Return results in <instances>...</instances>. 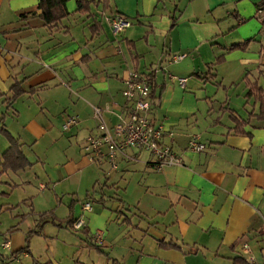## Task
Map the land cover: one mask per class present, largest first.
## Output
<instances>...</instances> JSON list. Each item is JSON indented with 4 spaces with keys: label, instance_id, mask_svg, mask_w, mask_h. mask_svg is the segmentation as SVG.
<instances>
[{
    "label": "crops",
    "instance_id": "obj_1",
    "mask_svg": "<svg viewBox=\"0 0 264 264\" xmlns=\"http://www.w3.org/2000/svg\"><path fill=\"white\" fill-rule=\"evenodd\" d=\"M38 3L0 0V128L32 163L4 166L0 129V213L29 206L7 228L13 252L33 212L60 227L84 218L79 230L108 264H264V118L249 95L251 83L264 89V0H94L85 12L70 0L54 29ZM116 15L132 23L117 34ZM133 73L152 79L150 118L182 165L129 149L113 168L83 152L101 133L96 109L111 130L128 116ZM69 115L79 122L64 130ZM195 136L204 151L188 150Z\"/></svg>",
    "mask_w": 264,
    "mask_h": 264
},
{
    "label": "built area",
    "instance_id": "obj_2",
    "mask_svg": "<svg viewBox=\"0 0 264 264\" xmlns=\"http://www.w3.org/2000/svg\"><path fill=\"white\" fill-rule=\"evenodd\" d=\"M113 32L115 34L124 31L131 26V21L122 16L116 15L108 17ZM186 55H179L176 59H184ZM187 78H180L179 83L184 86ZM123 94L129 102V112L127 117L121 118L111 130L102 119L100 109L95 110V116L100 120L99 135H90L83 144V152L92 161H102L107 159L113 168H117V158L119 154H124L129 149L149 152L156 165L161 168L166 165H182L183 159L178 155L172 146L164 143L163 138L165 129L163 125H155L150 112L153 108L151 96V83L149 77L133 73L126 81V88ZM78 117L69 115L63 125L64 130H70L78 125ZM207 145L200 140L198 136L192 137L188 142V150L199 153L206 149ZM91 201L83 202L85 212L92 211ZM85 225L84 218H80L75 224V229H82ZM103 238V231L99 230L96 234V240ZM8 239L1 246L10 247ZM244 249H249L248 244L243 245ZM256 264V263H253Z\"/></svg>",
    "mask_w": 264,
    "mask_h": 264
},
{
    "label": "rangeland",
    "instance_id": "obj_3",
    "mask_svg": "<svg viewBox=\"0 0 264 264\" xmlns=\"http://www.w3.org/2000/svg\"><path fill=\"white\" fill-rule=\"evenodd\" d=\"M2 117L3 114L0 110V119ZM2 139L4 141V138ZM92 206H94L93 202ZM28 207L25 204L21 205L19 210L23 215L20 216L17 215V212L9 210H3L0 213V264H44L47 262L53 264H108L106 256L99 255V252L91 247L90 240L84 237L85 234L82 230L66 227L65 224L62 227L51 223L44 225L45 219L41 222L40 214L33 212L26 214L25 219L21 222L23 235L17 243L24 244L25 236L30 234L29 251L13 252L14 246L7 228L20 221ZM41 208H44V205L38 202L37 209L41 210ZM43 226L44 228H42ZM8 239L11 243L10 247L1 246ZM84 244H87L88 247Z\"/></svg>",
    "mask_w": 264,
    "mask_h": 264
},
{
    "label": "trees",
    "instance_id": "obj_4",
    "mask_svg": "<svg viewBox=\"0 0 264 264\" xmlns=\"http://www.w3.org/2000/svg\"><path fill=\"white\" fill-rule=\"evenodd\" d=\"M70 0H39L38 3V9L40 10V18L43 20L45 26H47L50 29H54L57 27L60 22L70 16V12L68 10L67 4ZM77 2V11L85 12L89 11L91 9V4L94 2V0H76ZM149 77L150 83H151V96L153 98V90H152V79ZM13 97L12 99H15L19 95L23 93V89L20 86V84H15L13 86ZM251 94H256L257 100L260 102V116L264 118V89L260 87L257 83H251V89L249 91V95ZM12 99H9L10 101ZM3 132H5L8 136L10 146L4 153V158L6 160V163H3L5 165H10L11 167L13 166L16 170L20 169H25L27 166L32 165L31 161L28 160L26 155L24 154V151L22 150V145L19 143L18 138H15L11 133L6 131L3 128ZM90 198V197H89ZM80 218H74L69 220V226L74 229V224L79 220ZM84 227V226H83ZM82 227V228H83ZM11 231L14 230L13 228L10 229ZM162 245V244H161ZM171 246V245H169ZM175 247V245H172ZM92 248L97 249L104 253L101 249L100 246L93 244L91 245ZM29 251V237L27 236V245L16 251ZM15 252V253H16ZM44 264H53L52 262H47ZM112 264H120L116 259L112 260Z\"/></svg>",
    "mask_w": 264,
    "mask_h": 264
}]
</instances>
